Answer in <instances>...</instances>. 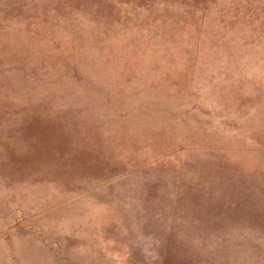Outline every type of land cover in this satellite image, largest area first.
Masks as SVG:
<instances>
[{"label":"rangeland","instance_id":"obj_1","mask_svg":"<svg viewBox=\"0 0 264 264\" xmlns=\"http://www.w3.org/2000/svg\"><path fill=\"white\" fill-rule=\"evenodd\" d=\"M0 264H264V0H0Z\"/></svg>","mask_w":264,"mask_h":264}]
</instances>
